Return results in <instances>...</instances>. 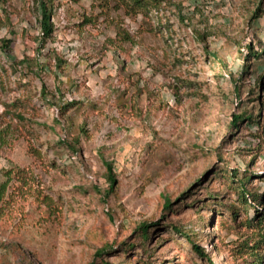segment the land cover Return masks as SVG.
<instances>
[{"label":"rangeland","instance_id":"374dc122","mask_svg":"<svg viewBox=\"0 0 264 264\" xmlns=\"http://www.w3.org/2000/svg\"><path fill=\"white\" fill-rule=\"evenodd\" d=\"M39 1L0 0V173L27 179L0 212V264H209L173 224L213 264H250L264 235L243 219L261 205L248 197L232 219L216 171L247 170L250 192L264 190V63L250 56L264 47V0H169L148 15L52 0L44 41ZM243 110L260 123L231 127ZM143 221L153 251L125 253Z\"/></svg>","mask_w":264,"mask_h":264},{"label":"trees","instance_id":"16d2710c","mask_svg":"<svg viewBox=\"0 0 264 264\" xmlns=\"http://www.w3.org/2000/svg\"><path fill=\"white\" fill-rule=\"evenodd\" d=\"M40 17H39V23L40 28L42 31V38L41 40L44 41L47 39L51 33H52V24L50 22L51 17V6H52V0H40ZM118 2L122 3L125 8H127L128 11L132 13H139L143 15L151 14L152 12H156L157 14L164 13V11L167 9L168 5L170 4L169 0H118ZM167 6V7H166ZM256 14V13H255ZM255 17H258L256 15ZM10 43L8 40H3V45L1 47L7 46V44ZM9 46V45H8ZM7 46V47H8ZM251 58H253V62L256 65H261L264 63V47L260 52H250ZM244 70H247V66L244 67ZM257 88L255 89V96L253 101H257L258 105L261 106L264 104V94L262 97V84H264L263 81V75H260L257 77ZM257 95V97H256ZM237 97H239V94H236ZM68 104H65L62 108H67ZM260 110V109H259ZM244 121V124L250 123L253 124L254 122H259V117L256 118L250 111H241L239 114H234L231 121V127L238 128L239 124ZM4 136H0V145L4 144ZM264 141V137L262 138ZM66 144V142H64ZM67 148H69L71 151H77V145L78 141L74 142V144H66ZM107 174H106V180L108 183V189L105 192V194H108V192H111L114 189V186L116 184L115 175L112 171V164L109 162H105ZM218 173L217 176L223 181V186H225L224 190L225 192L223 194H234L233 200L234 203H231L228 206V209L226 212H228L229 216L232 219H235V217L239 214V210L237 209V203L239 205L244 206V211H246L245 206L248 202V197H252L255 200L260 203L261 208L257 209L255 215L251 218L244 217L243 222L247 225V227H255L258 228V230L262 231V235H264V190L261 192V195L258 193L250 192L249 189V180L251 177V173L247 170L240 171L239 169L234 168H226L225 172H223L222 169H218L216 171ZM13 181H17L19 183H26L27 179L25 178V175L23 174L21 169H8L6 171H3L0 173V212L2 210L3 204L7 202V199L11 198V188L13 187ZM98 192L97 189H94ZM218 195V194H217ZM212 196L213 201L215 199L218 200L216 204L218 206L221 205V200L219 195ZM228 196V195H227ZM261 196V197H260ZM260 197V198H258ZM227 199V198H226ZM225 200V199H224ZM180 202V201H179ZM178 202V203H179ZM223 202V201H222ZM225 206V205H222ZM162 209L165 212L172 213V206H171V200L169 198H165L162 203ZM222 210V209H220ZM225 212V211H224ZM172 232L175 234L181 235L184 237L187 242L189 243L191 251L198 256L200 259L207 260L209 264H213L211 262V259L208 257L207 253L199 247V245L194 243V240L192 236L194 235L193 232L190 230L185 229L181 225H170ZM151 223H145L140 222L136 224V227L134 228V235L130 242L125 243L123 246L124 252L127 253L132 249L133 247H139L142 248V252L145 254L147 253L149 256V252L151 251V244H148L147 242L151 239ZM262 238V237H261ZM261 240L264 241V238ZM256 244H259V240L255 241ZM112 247L109 245H103L99 249L96 250L94 253V259L102 258L103 254L110 250ZM153 251V250H152ZM151 251V252H152ZM251 256L253 258V261H251L250 264H264V252L260 253L258 251H252ZM93 262L89 263L92 264ZM103 264H110L106 261L103 262ZM148 264V263H147ZM152 264V263H151Z\"/></svg>","mask_w":264,"mask_h":264}]
</instances>
